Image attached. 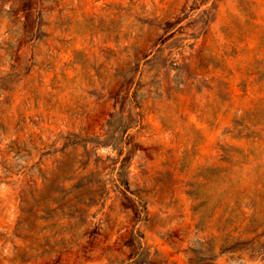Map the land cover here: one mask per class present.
<instances>
[{
	"label": "rangeland",
	"instance_id": "rangeland-1",
	"mask_svg": "<svg viewBox=\"0 0 264 264\" xmlns=\"http://www.w3.org/2000/svg\"><path fill=\"white\" fill-rule=\"evenodd\" d=\"M0 264H264V0H0Z\"/></svg>",
	"mask_w": 264,
	"mask_h": 264
}]
</instances>
